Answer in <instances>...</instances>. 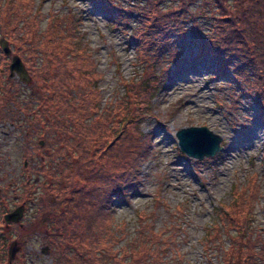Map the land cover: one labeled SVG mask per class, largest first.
<instances>
[{
    "label": "trees",
    "instance_id": "16d2710c",
    "mask_svg": "<svg viewBox=\"0 0 264 264\" xmlns=\"http://www.w3.org/2000/svg\"><path fill=\"white\" fill-rule=\"evenodd\" d=\"M45 1L0 0V34L31 79L30 95L21 98L20 83L9 78L10 58L2 55L0 123L11 121L25 131L24 192H16L13 203L23 205L25 212L37 205L35 219L39 226H49L45 240L54 264H168L177 233L167 227L156 230L155 212L151 219L140 214L135 238L119 246L126 227L117 223L113 206L133 196L143 165L156 154L153 136L141 131V123L172 77V68H162L164 61L181 67L179 46L188 22L201 39L197 55L209 51L220 65L211 76H232L223 114L238 124L235 113L243 99L256 95L264 121V0H201L195 10L190 6L197 0H98L112 27L135 43L143 70L140 80L129 79L125 93L104 104L97 83L100 73L93 71L95 63L84 41L83 16L54 10L46 15ZM132 17L136 25L129 35ZM202 20L212 27L206 38L201 36ZM34 175H42V181L34 182ZM248 178L245 187L234 185L231 202L221 205L218 223L205 236V243L217 239L222 246L230 239L228 249L223 247V264H259L264 258L257 249L261 238L248 230L259 194L258 174ZM19 186V179H13L5 191L0 179L1 213L14 209L8 191ZM161 198L158 194V202ZM34 224L30 222L29 229L38 231Z\"/></svg>",
    "mask_w": 264,
    "mask_h": 264
},
{
    "label": "rangeland",
    "instance_id": "374dc122",
    "mask_svg": "<svg viewBox=\"0 0 264 264\" xmlns=\"http://www.w3.org/2000/svg\"><path fill=\"white\" fill-rule=\"evenodd\" d=\"M241 2L247 4L248 0ZM201 6V0H197L190 8L195 10ZM50 10L75 12L83 16L84 41L92 53L95 63L93 71L100 73L97 83L104 96L103 104L125 93L129 79H141L138 73L143 70L135 54V43L127 42V35L112 27L98 0H46L43 13L47 15ZM131 21L129 35L136 25L134 17ZM43 24H46V19ZM200 26L202 38L211 35L212 27L208 21L202 20ZM184 30L186 37L179 46L178 61L181 67L176 69L173 62L164 61L162 68H172V77L166 88L153 99L150 112L141 123V131L153 136L155 157L143 165L140 173L142 181L138 183L133 196L117 202L113 211L117 223L126 227V236L119 246L135 238L140 214L147 213L151 219V214L155 212L158 215L156 230L167 227L169 233L172 230L177 233L175 251H169L166 256L168 264H223V249H228L230 239L225 235L222 246L217 239L205 243V236L208 229L218 223L217 212L221 211V205L231 202L234 185L245 187L248 177L254 173L258 174L259 194L255 197L253 218L248 230L253 237L261 238L257 249L264 252V121L257 111L260 100L256 95L253 99H243L235 113L238 124H234V117L223 114L221 106L227 98L226 92L230 90L229 80L232 76L212 77L220 65L209 51L201 57L197 55L201 39L192 23L185 24ZM3 38L6 39L0 34V40ZM2 55L6 56L0 46V60ZM13 55L12 49L10 64ZM10 64L6 65L9 70ZM10 79L20 83L21 98L30 95L29 84L20 82L18 77ZM192 126H205L222 137L221 157L211 163H202L204 159L198 161L201 164H196L194 162L197 160L180 151L176 133ZM23 129L22 126L15 127L11 121L0 123L1 185L5 189L7 183L16 178L20 184L18 191H8L10 209L17 208L13 200L18 199V193L24 192L21 185L26 176ZM42 179V175L33 176L34 182ZM158 194L163 198L159 202ZM36 207V204L31 205L25 212L29 218L27 222L35 221L34 227L38 225ZM174 212L177 216H172ZM37 228L39 235L31 236L33 238L25 251L28 263L54 264L45 240L50 235L49 226L42 222ZM231 233L235 234V231ZM259 264H264V258L259 259Z\"/></svg>",
    "mask_w": 264,
    "mask_h": 264
},
{
    "label": "water",
    "instance_id": "95a60500",
    "mask_svg": "<svg viewBox=\"0 0 264 264\" xmlns=\"http://www.w3.org/2000/svg\"><path fill=\"white\" fill-rule=\"evenodd\" d=\"M0 46L6 56L12 55V49L6 39L0 40ZM14 77H18L20 82L24 84H29L31 81L22 59L17 55H13L10 64V78ZM176 138L180 151L187 157L197 161L213 158L223 149L221 146L222 137L214 134L205 126H192L180 129L176 133ZM23 212L24 206H20L6 214L5 219L7 224L19 222L23 217ZM9 254L11 261L15 252L11 250Z\"/></svg>",
    "mask_w": 264,
    "mask_h": 264
},
{
    "label": "flooded vegetation",
    "instance_id": "af4514ba",
    "mask_svg": "<svg viewBox=\"0 0 264 264\" xmlns=\"http://www.w3.org/2000/svg\"><path fill=\"white\" fill-rule=\"evenodd\" d=\"M0 194V197L4 196L1 191ZM6 214L0 212V264H29L28 255L25 251L31 242V238H33L31 236H37L39 232L28 229L30 222H27L29 218L26 217L25 208L23 217L17 223L11 222L7 224L5 219ZM11 250L15 254L10 261L9 252Z\"/></svg>",
    "mask_w": 264,
    "mask_h": 264
}]
</instances>
